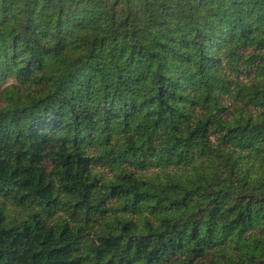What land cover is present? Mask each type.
Instances as JSON below:
<instances>
[{
	"label": "trees",
	"instance_id": "1",
	"mask_svg": "<svg viewBox=\"0 0 264 264\" xmlns=\"http://www.w3.org/2000/svg\"><path fill=\"white\" fill-rule=\"evenodd\" d=\"M0 264H264V0H0Z\"/></svg>",
	"mask_w": 264,
	"mask_h": 264
}]
</instances>
